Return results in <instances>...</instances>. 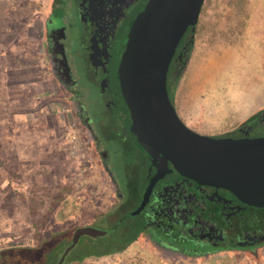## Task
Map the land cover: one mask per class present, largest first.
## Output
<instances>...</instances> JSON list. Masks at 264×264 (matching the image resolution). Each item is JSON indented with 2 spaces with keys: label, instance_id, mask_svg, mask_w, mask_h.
Here are the masks:
<instances>
[{
  "label": "rangeland",
  "instance_id": "rangeland-1",
  "mask_svg": "<svg viewBox=\"0 0 264 264\" xmlns=\"http://www.w3.org/2000/svg\"><path fill=\"white\" fill-rule=\"evenodd\" d=\"M50 3L0 0V56H11L3 67L9 72L3 75L7 83L2 91L15 110L10 117L0 109V264H36L44 231L51 228H73L70 240L78 228L105 235L106 216L122 202L133 207L142 196L147 166L142 150L107 144L102 147L105 167L76 117V99H82L90 118L102 110L98 78L90 77L80 63L77 91H72L49 69L43 25ZM196 28L188 66L171 98L190 130L217 138L264 109V0H204ZM11 81L30 87L19 83L12 90ZM44 89L48 94L43 95ZM34 90L42 94L32 105L28 101ZM57 130L60 135L53 140ZM245 136L264 137V118ZM134 185L138 196L128 193ZM59 239L56 235L50 243ZM176 244L153 247L139 236L122 252L81 264H264V244L206 251Z\"/></svg>",
  "mask_w": 264,
  "mask_h": 264
},
{
  "label": "flooded vegetation",
  "instance_id": "flooded-vegetation-1",
  "mask_svg": "<svg viewBox=\"0 0 264 264\" xmlns=\"http://www.w3.org/2000/svg\"><path fill=\"white\" fill-rule=\"evenodd\" d=\"M148 1L51 0L44 20L45 52L54 79L77 91L75 71L80 63L86 66L90 77L98 78L96 84L102 103L98 116L90 118L87 115L82 99L72 103L79 124L89 133L97 156L105 167L107 155L102 147L107 144L141 149L131 137L130 115L121 95L117 72L131 24ZM188 29L194 30L191 27ZM188 29L169 65L170 68L176 57L181 63L187 57L178 84L188 66L191 52L185 51L188 39L192 41V47L194 44L193 35L186 37L187 42L184 40ZM178 48L184 50L179 53ZM166 89L173 105V88L167 78ZM252 127L247 131L252 130ZM241 138H246L245 134ZM142 153L147 162L142 172V196L130 215L139 208L157 167L161 166L160 162L154 165L143 150ZM167 167L171 169L169 163ZM134 187L128 193H132ZM136 193L137 190L132 195ZM134 218L135 223L142 228L139 236L144 238V242H151L156 247L177 243L181 247L186 245L206 251L231 246L248 249L264 244V208L245 205L226 190L199 186L175 172L154 182L148 202Z\"/></svg>",
  "mask_w": 264,
  "mask_h": 264
},
{
  "label": "water",
  "instance_id": "water-1",
  "mask_svg": "<svg viewBox=\"0 0 264 264\" xmlns=\"http://www.w3.org/2000/svg\"><path fill=\"white\" fill-rule=\"evenodd\" d=\"M203 3L149 0L128 33L117 78L130 115L129 130L153 164L161 163L133 217L148 202L154 182L172 172L199 186L226 190L245 205L264 208V137L198 134L180 120L168 96L171 59L186 30L195 27ZM103 235L92 228H78L72 245L82 236Z\"/></svg>",
  "mask_w": 264,
  "mask_h": 264
},
{
  "label": "trees",
  "instance_id": "trees-1",
  "mask_svg": "<svg viewBox=\"0 0 264 264\" xmlns=\"http://www.w3.org/2000/svg\"><path fill=\"white\" fill-rule=\"evenodd\" d=\"M196 25L194 27V30L188 29L184 38L185 42H187V36L191 37L193 35L194 37L197 33ZM188 40L189 44L185 51H188L189 53L191 51L192 41L190 39ZM183 50L184 49L178 48L177 52L181 53ZM17 54H19L20 56V52H17ZM3 58L6 57L4 56ZM186 59L187 57L184 58L183 62L181 63V61L176 57L171 67L169 68L167 74V81L172 86L173 90H176L177 82L179 81L182 69L185 67ZM12 82L13 81H11V83ZM12 89H14L13 84ZM261 118H264V109L252 114L235 129L230 131L228 134L220 136L219 138L244 137V134L247 132V130L254 126V124ZM134 191H136L135 187L133 192ZM134 196H138L137 193L134 194ZM140 199L141 197L139 196L138 200L140 201ZM139 201H136L133 207H129L128 202H123L119 204V206L114 210V212L107 215L106 221H108L107 227L109 233H105V235L99 237L97 241L95 240L96 238L92 239L83 236L75 245H72V239L70 240L69 233L73 228L63 229L61 231H58L55 228H51L49 231H44L42 237L43 240L40 246L37 248V258L35 260L36 264H81L86 259L100 258L103 256H108L114 253L124 251L127 246L137 240L142 230L138 223H135L137 217L134 218L130 215V212L133 210L134 207L139 204ZM56 235H58L60 239L56 242L50 243L51 240H54V236ZM194 253L197 252L194 251ZM194 253L188 252L189 255Z\"/></svg>",
  "mask_w": 264,
  "mask_h": 264
},
{
  "label": "crops",
  "instance_id": "crops-1",
  "mask_svg": "<svg viewBox=\"0 0 264 264\" xmlns=\"http://www.w3.org/2000/svg\"><path fill=\"white\" fill-rule=\"evenodd\" d=\"M10 48H13V45L11 44L10 45ZM5 55H3V56H0L1 58H3ZM6 57V60L5 59H3L2 61H0V109H2L1 111H2V113H4V112H6V115L8 116H13V114L15 113V110L14 109H12V108H10V106H8V99H9V97H7L4 93H3V87L2 86H4L5 84H3V82H4V80H3V75H5V73H6V71H7V69H4L3 67H6L5 66V62H7V58H10L11 56H5ZM10 65L8 64L7 65V67H9ZM7 72H9V71H7ZM35 73H37V72H35ZM39 78H40V74H38V76H36V78H35V80H38V81H34V82H36V83H33V86H34V88H36V86H38V82H40L39 81ZM43 79V78H42ZM44 80V79H43ZM45 81V80H44ZM19 83H21V84H23V85H26V89H29L28 87H30V83H26V82H20V81H18V82H16L15 83V85H14V89H12V90H15L16 88H18L19 87ZM12 84H14V82H12ZM28 84V85H27ZM17 91V90H16ZM19 91V90H18ZM39 92V91H38ZM37 92V90H34L33 91V95L35 96V97H33L32 98V100L30 101H28V102H32V105H35L36 103H37V101L39 100V99H37V96H39V95H41L42 93H38ZM46 92V90L44 89V93H43V95H46V94H48V93H45ZM18 97V96H17ZM18 98H22V97H18ZM17 98V99H18ZM19 101V100H18ZM27 102V103H28ZM5 109V110H4ZM10 109H12V110H10ZM31 109H33L32 108V106L30 107V108H28L27 110H26V112H28L29 110H31ZM63 109H64V107H63ZM67 110V109H66ZM16 112H18V111H16ZM60 113V112H59ZM58 113V114H59ZM65 113V112H64ZM22 115H24L23 113H22ZM3 116H5V115H3ZM59 121H60V116H59ZM54 123H56L57 125H58V119H57V117H55L54 118ZM61 125H62V123H60ZM63 127H64V124L62 125V129H63ZM52 129H53V127L51 128V131H52ZM61 129V130H62ZM54 130V129H53ZM66 131V130H65ZM59 130H57V133H56V135H55V133H54V135L53 134H51L52 135V139L54 140V139H56L54 136H59L60 134H59ZM61 132H63V131H61ZM51 138V137H50Z\"/></svg>",
  "mask_w": 264,
  "mask_h": 264
}]
</instances>
